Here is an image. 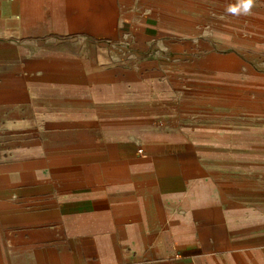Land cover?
I'll return each mask as SVG.
<instances>
[{
    "label": "crops",
    "instance_id": "crops-1",
    "mask_svg": "<svg viewBox=\"0 0 264 264\" xmlns=\"http://www.w3.org/2000/svg\"><path fill=\"white\" fill-rule=\"evenodd\" d=\"M148 2L0 0V264H264V0H175L197 84L98 74Z\"/></svg>",
    "mask_w": 264,
    "mask_h": 264
},
{
    "label": "rangeland",
    "instance_id": "rangeland-1",
    "mask_svg": "<svg viewBox=\"0 0 264 264\" xmlns=\"http://www.w3.org/2000/svg\"><path fill=\"white\" fill-rule=\"evenodd\" d=\"M148 6L151 8L147 11L151 13L142 17L146 23L140 20H125L121 23L125 29L117 28L111 34L91 36L96 42L95 58L97 67H100L97 68L98 74L105 72L107 77L125 69L129 76L139 71L145 75L160 74L166 77L175 74V69H184L185 73H179L186 74L193 84H197V81L204 79V76L200 74V66L194 62L205 53L202 44L206 41L201 31L204 20L199 17L200 4L192 3V16L188 22L178 21L169 15L178 10L175 0H157L154 3L148 2ZM149 25L155 26L154 32L145 33L144 37L138 34L143 30L141 27L146 31ZM112 27L114 28V25ZM138 27L140 29L137 30ZM147 40H151L152 46L143 42ZM172 46L179 48L172 51ZM80 54H88V52L81 50Z\"/></svg>",
    "mask_w": 264,
    "mask_h": 264
},
{
    "label": "clouds",
    "instance_id": "clouds-1",
    "mask_svg": "<svg viewBox=\"0 0 264 264\" xmlns=\"http://www.w3.org/2000/svg\"><path fill=\"white\" fill-rule=\"evenodd\" d=\"M254 0H240L237 6H231L227 10L232 14H244L248 15L251 13V9L253 7Z\"/></svg>",
    "mask_w": 264,
    "mask_h": 264
}]
</instances>
